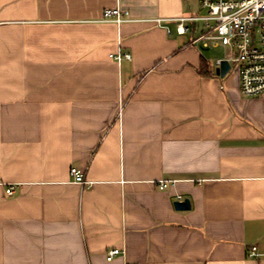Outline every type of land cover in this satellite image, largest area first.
Listing matches in <instances>:
<instances>
[{
  "label": "crops",
  "instance_id": "0c3cea01",
  "mask_svg": "<svg viewBox=\"0 0 264 264\" xmlns=\"http://www.w3.org/2000/svg\"><path fill=\"white\" fill-rule=\"evenodd\" d=\"M201 11L0 0V264H264V95L217 76L201 23L178 32Z\"/></svg>",
  "mask_w": 264,
  "mask_h": 264
},
{
  "label": "built area",
  "instance_id": "2783aa9c",
  "mask_svg": "<svg viewBox=\"0 0 264 264\" xmlns=\"http://www.w3.org/2000/svg\"><path fill=\"white\" fill-rule=\"evenodd\" d=\"M200 4L207 15L180 19L178 32L184 34L188 30L186 23L194 26L201 23L202 33L194 43L205 49L222 48L226 53L225 58L215 61L216 70L223 61H227L231 66L230 72L236 70L239 73L243 96L254 98L264 95V0H200ZM104 20L122 24L129 20V13L118 8L107 9L104 11ZM154 22L161 27L165 20L158 19ZM167 30L170 33L168 28ZM198 30L199 28H194L195 33ZM110 58L118 63L132 60L130 54L121 51L112 54ZM70 175L75 183L86 184L84 174L79 169H71ZM159 187L165 190L169 184L160 182ZM7 193L12 196L14 189L10 188ZM177 200L184 201L182 196H178ZM121 255H124L123 250H110L107 260L113 261ZM258 256L257 248L253 247L249 257Z\"/></svg>",
  "mask_w": 264,
  "mask_h": 264
},
{
  "label": "water",
  "instance_id": "95a60500",
  "mask_svg": "<svg viewBox=\"0 0 264 264\" xmlns=\"http://www.w3.org/2000/svg\"><path fill=\"white\" fill-rule=\"evenodd\" d=\"M230 70V64L227 61H223L221 67L216 70V74L220 77H226ZM175 207L178 211H188L191 209V203L189 200H184L182 202H176Z\"/></svg>",
  "mask_w": 264,
  "mask_h": 264
},
{
  "label": "rangeland",
  "instance_id": "374dc122",
  "mask_svg": "<svg viewBox=\"0 0 264 264\" xmlns=\"http://www.w3.org/2000/svg\"><path fill=\"white\" fill-rule=\"evenodd\" d=\"M201 16H205V15H207V13H206V10L205 9H202V11H201V14H200ZM199 27H200V30L202 29V24H200L199 25ZM207 50H209V49H207ZM212 50V49H211ZM209 53H210V57L211 58H215V55H220V56H225V50L224 49H222V48H220L219 50H214V51H208ZM215 62V61H214Z\"/></svg>",
  "mask_w": 264,
  "mask_h": 264
},
{
  "label": "trees",
  "instance_id": "16d2710c",
  "mask_svg": "<svg viewBox=\"0 0 264 264\" xmlns=\"http://www.w3.org/2000/svg\"><path fill=\"white\" fill-rule=\"evenodd\" d=\"M200 74L203 76H214L215 73L212 70L210 71L209 66L204 62V65H202V68L200 70Z\"/></svg>",
  "mask_w": 264,
  "mask_h": 264
}]
</instances>
